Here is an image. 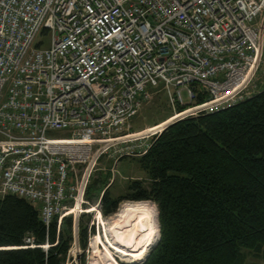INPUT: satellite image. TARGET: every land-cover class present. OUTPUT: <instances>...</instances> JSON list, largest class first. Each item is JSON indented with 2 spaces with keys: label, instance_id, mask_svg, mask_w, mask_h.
<instances>
[{
  "label": "built area",
  "instance_id": "2783aa9c",
  "mask_svg": "<svg viewBox=\"0 0 264 264\" xmlns=\"http://www.w3.org/2000/svg\"><path fill=\"white\" fill-rule=\"evenodd\" d=\"M258 76L264 0H0V196L74 224L97 161L144 153L128 143L165 126L129 131L155 92L178 120L233 106Z\"/></svg>",
  "mask_w": 264,
  "mask_h": 264
},
{
  "label": "trees",
  "instance_id": "16d2710c",
  "mask_svg": "<svg viewBox=\"0 0 264 264\" xmlns=\"http://www.w3.org/2000/svg\"><path fill=\"white\" fill-rule=\"evenodd\" d=\"M151 137L133 158L144 180L130 179L113 196L105 187L110 176L99 175L86 190L104 217L122 201L155 204L158 239L140 263L129 264H246L245 252L264 262V89L175 120ZM61 218L59 226L57 217L46 226L29 201L0 196V264H76L69 249L77 241L85 251L95 230L90 213L79 215L74 228L73 218Z\"/></svg>",
  "mask_w": 264,
  "mask_h": 264
},
{
  "label": "rangeland",
  "instance_id": "374dc122",
  "mask_svg": "<svg viewBox=\"0 0 264 264\" xmlns=\"http://www.w3.org/2000/svg\"><path fill=\"white\" fill-rule=\"evenodd\" d=\"M48 38L49 36H47L45 41H47ZM247 89H248L247 92L249 94L251 93L254 94L255 92L264 89V77L258 76V79L255 78L253 83ZM183 98L184 100L187 98L185 94H183ZM173 113L174 112L172 108L167 102V95H165L164 92L157 91L155 92L153 97L150 100H148L146 103H144V106H142L140 110L134 115V118L130 121L129 131L130 133H135V132L144 131L146 128L147 129L153 128L156 126V124L167 121V119H169V117H171ZM164 118L166 119L161 121ZM48 135L54 138L68 136V134L63 131L49 133ZM138 137L139 139L135 141V143L134 142L128 143V144L136 145L135 148L137 149L136 150L137 153L143 151L152 138L150 135L148 137H145V135H139ZM109 153L111 154V152ZM133 158H134L133 156L125 155L122 156L121 159L113 160L112 158L108 157L107 154H104L97 161V164L92 170V174L89 177L88 185L95 176L100 175V177L103 178L109 175L110 176L109 181H106L105 179V183H106L105 187L109 186L108 187L109 191L113 196L123 193L130 179H137V178L143 180L145 179V173L140 170L137 160H134ZM127 202H132V203L140 202L142 204H145L147 207H149L150 212L152 214L151 215V220L153 222L152 225L154 226L155 229L153 234L154 237L150 240V243L146 246L147 248L145 250L144 255L140 257L139 260L129 261V262L122 260L124 257H122L119 253H116L115 250L109 249L108 248L109 242L108 243L106 242V238H108L109 241L113 242V238L111 237L109 227L107 226L113 220L114 215L118 211V209H120L123 206V204ZM118 205L119 207L117 208L115 213L111 215H105V217L101 216L102 217L101 220L103 221L104 226H102L99 221L97 226V222H96L97 218L94 216L95 212H89L91 218L88 224H90V222L93 221V228L95 229L94 233L90 234L89 237L87 238L88 243H87V247L85 248V251H82L76 243H73V245L69 249V255H68L72 260H74L76 253L79 252L80 253L79 259L83 257L85 264H91L92 250L89 247L90 246L89 243L91 238L94 237V235L98 236L99 242L101 243V244L98 243V248L102 251L107 250L108 248L110 250L109 254H111L110 255L111 258L115 260L117 264L140 263V261L143 260V258L150 250L151 246L158 239V225H157L158 214L156 212V206L151 201H145V200H138V201L127 200L120 202ZM94 206L95 205L89 204L88 207L85 206V209ZM245 254H246V264H264V262L261 261V259L254 256L251 252H245Z\"/></svg>",
  "mask_w": 264,
  "mask_h": 264
},
{
  "label": "bare ground",
  "instance_id": "6f19581e",
  "mask_svg": "<svg viewBox=\"0 0 264 264\" xmlns=\"http://www.w3.org/2000/svg\"><path fill=\"white\" fill-rule=\"evenodd\" d=\"M170 120L173 119L170 118L167 122ZM165 123L156 124L155 127L160 128ZM155 127L147 130L156 131L157 129ZM86 212H96L95 217H97L100 224L104 226L99 208L90 207L86 209ZM151 215L149 207L140 202H127L123 204V206L115 213L113 220L107 226L109 227L111 237L113 238V242H111L108 238L104 237L106 238V242H109L108 248L115 250L116 253H119L124 257L122 260L127 262L139 260L140 257L144 255L147 248L146 246L154 237L153 234L155 229L152 225L153 222L151 220ZM76 218L78 219V217ZM98 243H100L98 236L94 235L89 243V247L92 250L91 264H117L116 261L111 258V254H109L110 250L108 248L107 250H100L98 248Z\"/></svg>",
  "mask_w": 264,
  "mask_h": 264
},
{
  "label": "water",
  "instance_id": "95a60500",
  "mask_svg": "<svg viewBox=\"0 0 264 264\" xmlns=\"http://www.w3.org/2000/svg\"><path fill=\"white\" fill-rule=\"evenodd\" d=\"M174 120V119H173ZM173 120H170L169 122H167L166 124H165V126L164 127H162V129L163 128H165L166 126H167V124H169V123H172V122H174ZM76 244H77V241H76ZM79 257H80V253L79 252H77L76 253V255H75V258H74V262H76V264H80V262H79Z\"/></svg>",
  "mask_w": 264,
  "mask_h": 264
},
{
  "label": "flooded vegetation",
  "instance_id": "af4514ba",
  "mask_svg": "<svg viewBox=\"0 0 264 264\" xmlns=\"http://www.w3.org/2000/svg\"><path fill=\"white\" fill-rule=\"evenodd\" d=\"M129 203H132V202H129ZM133 203H135V202H133Z\"/></svg>",
  "mask_w": 264,
  "mask_h": 264
},
{
  "label": "clouds",
  "instance_id": "9594fccd",
  "mask_svg": "<svg viewBox=\"0 0 264 264\" xmlns=\"http://www.w3.org/2000/svg\"><path fill=\"white\" fill-rule=\"evenodd\" d=\"M76 243V242H75ZM74 262V260H72Z\"/></svg>",
  "mask_w": 264,
  "mask_h": 264
}]
</instances>
